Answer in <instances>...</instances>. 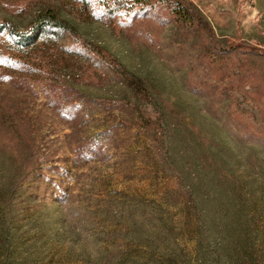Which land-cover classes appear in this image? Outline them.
<instances>
[{"label": "rangeland", "instance_id": "374dc122", "mask_svg": "<svg viewBox=\"0 0 264 264\" xmlns=\"http://www.w3.org/2000/svg\"><path fill=\"white\" fill-rule=\"evenodd\" d=\"M183 1L200 23L162 2L0 0L18 29L48 4L76 27L62 73L0 77L35 139L0 264H264V0Z\"/></svg>", "mask_w": 264, "mask_h": 264}, {"label": "trees", "instance_id": "16d2710c", "mask_svg": "<svg viewBox=\"0 0 264 264\" xmlns=\"http://www.w3.org/2000/svg\"><path fill=\"white\" fill-rule=\"evenodd\" d=\"M91 1L103 8L109 16L123 10L126 13L144 10L162 2L169 5L175 20L181 23L194 25L200 23L202 17L200 13L190 9L183 0H83L88 7L89 3L92 4ZM17 26L19 25L13 27L7 22H0V77L3 76L4 69L10 70L13 75L11 81L15 84L16 71L34 73L37 69L36 64H41L45 60L53 62L56 68L54 70L62 73V69H65L67 64H59L60 38L66 32L67 26L76 27L62 15L60 6L56 4L43 6L29 26L24 29H18ZM122 70L129 73L125 67ZM135 83L141 93L147 94L149 89L146 85L138 81ZM99 101L109 105L115 103V100L109 98ZM4 103L0 100V235L2 239L7 237L9 231L8 221L13 213L14 196L20 190L22 181L35 169L30 168L34 167L31 166L34 162L32 155L35 147L34 136L27 138L21 132L22 121L26 118L18 109H10L11 107ZM29 120H27L28 126L31 125ZM8 132H13L15 136L5 139L4 135ZM16 141L27 142L26 146L31 152L23 156L19 155V143Z\"/></svg>", "mask_w": 264, "mask_h": 264}]
</instances>
